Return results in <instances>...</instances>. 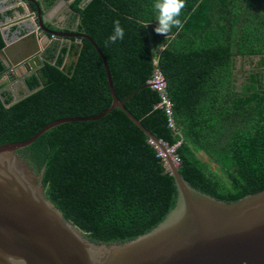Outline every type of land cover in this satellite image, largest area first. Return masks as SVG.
Instances as JSON below:
<instances>
[{
    "label": "trees",
    "instance_id": "trees-1",
    "mask_svg": "<svg viewBox=\"0 0 264 264\" xmlns=\"http://www.w3.org/2000/svg\"><path fill=\"white\" fill-rule=\"evenodd\" d=\"M260 2L185 0L179 17L183 28L173 27L167 37L155 32L156 0H75L71 5L72 26L102 52L125 109L174 148L179 173L193 188L225 202L264 190ZM54 3L37 2L44 10ZM115 20L124 38L106 45ZM4 46L0 30V52ZM155 56L167 81L177 134L155 107L156 92L146 87ZM9 71L0 58V81ZM24 84L26 96L15 99L7 82L0 83V145L26 141L55 120L98 115L112 102L102 59L86 39L65 45ZM18 153L37 175L44 168L46 198L94 242L133 240L162 222L176 203L174 180L159 151L119 109L96 121L56 126Z\"/></svg>",
    "mask_w": 264,
    "mask_h": 264
},
{
    "label": "water",
    "instance_id": "water-1",
    "mask_svg": "<svg viewBox=\"0 0 264 264\" xmlns=\"http://www.w3.org/2000/svg\"><path fill=\"white\" fill-rule=\"evenodd\" d=\"M25 1L36 7L42 30L39 36L45 39L34 40L24 50L22 39L14 42L9 38V22H0L5 42L0 58L10 69L37 60L35 56L46 49L51 34L44 30L45 18L37 2ZM27 8L29 15L13 22L17 28L33 16V9ZM69 36L78 38V44L86 39L94 45L105 68L112 102L98 115L55 120L26 141L0 145V264H264V190L234 202L218 200L193 188L173 158L162 154L174 180L175 206L156 227L128 242L90 240L46 198L44 168L37 175L18 152L56 126L96 121L119 109L159 153L170 150L125 109L124 101L115 94L107 61L92 39L85 34Z\"/></svg>",
    "mask_w": 264,
    "mask_h": 264
},
{
    "label": "flooded vegetation",
    "instance_id": "flooded-vegetation-1",
    "mask_svg": "<svg viewBox=\"0 0 264 264\" xmlns=\"http://www.w3.org/2000/svg\"><path fill=\"white\" fill-rule=\"evenodd\" d=\"M42 1L43 0H35V2H39L40 5ZM54 1V5L48 10H44V6H41L42 9L40 8L42 16L45 18L44 30L51 33L49 35V41L46 42L45 45L46 49L41 50L40 53L35 56L37 60L32 58V60L22 64L21 67L10 69L9 73L4 77L7 82V90L14 95L15 99H20L27 94V89L24 84L25 78L38 73V71L44 67L45 62L57 58L60 50L64 48L65 45L78 44V38L69 36L81 34L76 31L71 22V5L75 0ZM27 5L33 9L34 14L30 18L24 19L20 23V27L17 28L18 24L13 22L16 19L25 18L29 15ZM0 8V13L3 14L4 17L3 22H9V38H12L11 41L14 40V42L22 39L20 43L22 44V49H27L25 46H28L34 40L41 41L45 39L39 36L42 30L37 22L38 17L33 3L25 0H0ZM7 11H13L12 15L6 14ZM23 52L24 51H21V53Z\"/></svg>",
    "mask_w": 264,
    "mask_h": 264
},
{
    "label": "clouds",
    "instance_id": "clouds-1",
    "mask_svg": "<svg viewBox=\"0 0 264 264\" xmlns=\"http://www.w3.org/2000/svg\"><path fill=\"white\" fill-rule=\"evenodd\" d=\"M185 7V0H156L154 8L158 13L156 20L158 22V27L155 28V32L167 37L173 27L177 29L183 28V23L179 17ZM124 35L125 32L119 20H115L113 33L105 41V44H115L117 41H122Z\"/></svg>",
    "mask_w": 264,
    "mask_h": 264
},
{
    "label": "built area",
    "instance_id": "built-area-1",
    "mask_svg": "<svg viewBox=\"0 0 264 264\" xmlns=\"http://www.w3.org/2000/svg\"><path fill=\"white\" fill-rule=\"evenodd\" d=\"M148 84L151 86L150 88L153 91H155L158 96V103L155 107L164 111L165 115L167 116L168 127L175 134H177L178 129L175 125L173 104H172L171 99L169 98L168 91H167V81L164 75L162 74V72L160 71V69L158 68V59L156 56L153 59V71L148 81ZM176 162L178 163L177 158H176Z\"/></svg>",
    "mask_w": 264,
    "mask_h": 264
},
{
    "label": "rangeland",
    "instance_id": "rangeland-1",
    "mask_svg": "<svg viewBox=\"0 0 264 264\" xmlns=\"http://www.w3.org/2000/svg\"><path fill=\"white\" fill-rule=\"evenodd\" d=\"M258 7H260L261 10L264 11V3L263 2H260ZM245 69H248V67H246ZM4 81H5V79L3 78L0 81V83H4ZM170 151H172V149H170ZM198 156L213 172L220 173V170L218 169V167H216V165L208 162L207 158L202 153H200ZM172 158L174 160L175 165H177L178 163L176 162V158L173 156V153H172Z\"/></svg>",
    "mask_w": 264,
    "mask_h": 264
},
{
    "label": "bare ground",
    "instance_id": "bare-ground-1",
    "mask_svg": "<svg viewBox=\"0 0 264 264\" xmlns=\"http://www.w3.org/2000/svg\"><path fill=\"white\" fill-rule=\"evenodd\" d=\"M161 154H162L164 157H170V158H172V153H171L170 150L167 151V152H165V153L161 152Z\"/></svg>",
    "mask_w": 264,
    "mask_h": 264
}]
</instances>
